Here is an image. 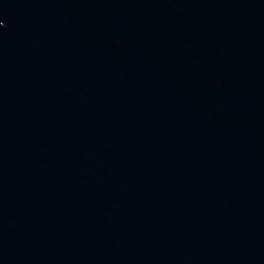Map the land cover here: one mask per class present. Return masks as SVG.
<instances>
[{"label":"water","instance_id":"obj_1","mask_svg":"<svg viewBox=\"0 0 264 264\" xmlns=\"http://www.w3.org/2000/svg\"><path fill=\"white\" fill-rule=\"evenodd\" d=\"M0 264H264V0H0Z\"/></svg>","mask_w":264,"mask_h":264}]
</instances>
